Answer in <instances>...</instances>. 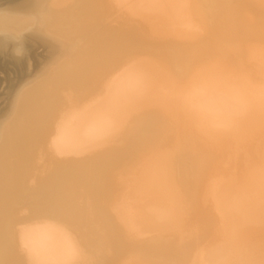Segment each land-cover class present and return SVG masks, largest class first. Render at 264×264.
Instances as JSON below:
<instances>
[{"label": "bare ground", "instance_id": "bare-ground-1", "mask_svg": "<svg viewBox=\"0 0 264 264\" xmlns=\"http://www.w3.org/2000/svg\"><path fill=\"white\" fill-rule=\"evenodd\" d=\"M0 264H264V0H0Z\"/></svg>", "mask_w": 264, "mask_h": 264}, {"label": "rangeland", "instance_id": "rangeland-1", "mask_svg": "<svg viewBox=\"0 0 264 264\" xmlns=\"http://www.w3.org/2000/svg\"><path fill=\"white\" fill-rule=\"evenodd\" d=\"M3 90V89H2Z\"/></svg>", "mask_w": 264, "mask_h": 264}]
</instances>
